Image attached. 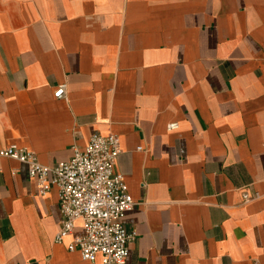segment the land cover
Listing matches in <instances>:
<instances>
[{
  "label": "crops",
  "instance_id": "0c3cea01",
  "mask_svg": "<svg viewBox=\"0 0 264 264\" xmlns=\"http://www.w3.org/2000/svg\"><path fill=\"white\" fill-rule=\"evenodd\" d=\"M94 132L123 147L126 264H264V0H0V149L54 164ZM60 224L0 156V264H88Z\"/></svg>",
  "mask_w": 264,
  "mask_h": 264
},
{
  "label": "built area",
  "instance_id": "2783aa9c",
  "mask_svg": "<svg viewBox=\"0 0 264 264\" xmlns=\"http://www.w3.org/2000/svg\"><path fill=\"white\" fill-rule=\"evenodd\" d=\"M66 90L67 83L63 82L54 95L63 97ZM178 127L177 121L168 124L169 130ZM122 149L117 134L94 132L85 147H75L70 158L54 164L43 163L34 150L17 143L2 147L0 156L27 164L40 195L56 189L61 224L55 241L63 242L72 235L76 221L81 220L84 231L73 235L68 244L70 250H78L88 264H126L129 245L138 233L124 222L135 201L123 173L115 168ZM259 196L258 191L243 194L245 201Z\"/></svg>",
  "mask_w": 264,
  "mask_h": 264
}]
</instances>
